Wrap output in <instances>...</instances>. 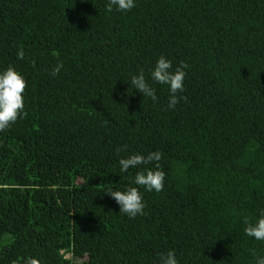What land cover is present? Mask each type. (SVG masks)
I'll return each mask as SVG.
<instances>
[{"label": "trees", "instance_id": "trees-1", "mask_svg": "<svg viewBox=\"0 0 264 264\" xmlns=\"http://www.w3.org/2000/svg\"><path fill=\"white\" fill-rule=\"evenodd\" d=\"M108 3L0 0V72L27 84V116L0 132V264H159L169 251L256 264L264 241L244 229L264 214V0ZM160 57L188 65L174 109L151 79ZM141 71L156 101L131 86ZM152 152L159 169L121 172ZM146 168L165 173L163 191L135 185ZM129 187L144 215L106 194Z\"/></svg>", "mask_w": 264, "mask_h": 264}, {"label": "clouds", "instance_id": "clouds-1", "mask_svg": "<svg viewBox=\"0 0 264 264\" xmlns=\"http://www.w3.org/2000/svg\"><path fill=\"white\" fill-rule=\"evenodd\" d=\"M135 7L134 0H109L107 11L112 12L113 9L125 12L130 11ZM18 58L23 59V52L18 53ZM63 64L56 65L50 73L52 76H57L62 69ZM188 65L181 63L179 67L172 71V62L165 57H160L153 71L151 72V79L162 85L169 87V104L170 109H174L182 99L186 97L179 96L178 93L184 91V80L186 77V69ZM131 86L136 91L141 93L144 98H151L156 101V93L153 87L146 81L143 71L139 75L131 78ZM27 87L25 79L13 67L0 72V132L6 131L19 118L26 117L27 112L24 104V92ZM127 146L118 149L117 152L126 150ZM161 152H152L147 156L141 154H134L127 158L119 160L120 170L122 173H127L130 169H136L140 166H148L155 163L156 169H159V161L162 159ZM165 181V173L160 170L147 169L139 171L134 178L135 185L145 188L147 191H156L157 193L163 191ZM112 197L120 207V213L126 214L131 218L137 215H144L145 204L142 201V196L137 187H129L126 191L109 190L107 193ZM247 227L244 232L247 236L252 237L258 241H264V214L256 221V223H249L245 220ZM15 264V262H13ZM28 264H39L36 259H29ZM159 264H178L173 251L166 254H161L159 257ZM256 264H264V257H257Z\"/></svg>", "mask_w": 264, "mask_h": 264}]
</instances>
